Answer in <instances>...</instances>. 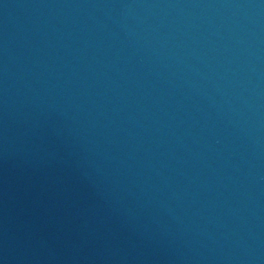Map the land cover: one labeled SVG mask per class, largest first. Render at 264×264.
I'll return each instance as SVG.
<instances>
[{
    "label": "water",
    "instance_id": "1",
    "mask_svg": "<svg viewBox=\"0 0 264 264\" xmlns=\"http://www.w3.org/2000/svg\"><path fill=\"white\" fill-rule=\"evenodd\" d=\"M0 264H264V0H0Z\"/></svg>",
    "mask_w": 264,
    "mask_h": 264
}]
</instances>
